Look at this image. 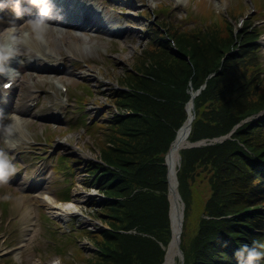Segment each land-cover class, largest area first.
Returning a JSON list of instances; mask_svg holds the SVG:
<instances>
[{
	"label": "trees",
	"instance_id": "trees-1",
	"mask_svg": "<svg viewBox=\"0 0 264 264\" xmlns=\"http://www.w3.org/2000/svg\"><path fill=\"white\" fill-rule=\"evenodd\" d=\"M198 6L199 16L185 17L192 26L173 21L166 5L161 17L140 13L149 19L142 46L107 97L116 113L90 131L100 149L98 161L85 162V187L102 198L88 205L107 228L71 232L92 246L89 257L76 250L85 264L163 263L171 240L164 157L187 118L190 91L205 85L194 98L190 142L225 136L264 110V17L247 18L244 8L222 17L206 2ZM59 160L69 171L68 162H78ZM176 177L182 264H237L240 245L264 240V114L222 143L182 150Z\"/></svg>",
	"mask_w": 264,
	"mask_h": 264
},
{
	"label": "rangeland",
	"instance_id": "rangeland-1",
	"mask_svg": "<svg viewBox=\"0 0 264 264\" xmlns=\"http://www.w3.org/2000/svg\"><path fill=\"white\" fill-rule=\"evenodd\" d=\"M84 2L93 5V8L90 7L92 11L100 8V12L106 13L101 17L104 19L105 16H109V28L116 27V30L124 31L121 32L124 36L120 33L86 31L87 28L83 27H81L83 32H80L74 30L75 28L58 26V29L68 30L73 41L77 38L74 34L81 37L76 43L68 46L70 52H67V43L63 42L60 34L50 36L48 33L41 36L50 39L52 51L65 58L66 67L63 72L52 68L37 70L42 65L35 57L33 58L34 52L44 53V45L35 40L33 42L37 43L36 49L31 43L24 47L20 41L21 36L26 35L29 42L36 38L32 34L34 24L28 19L17 26L20 32L15 38L21 46L20 61L26 64L29 60L31 65L21 69V85L10 100L19 103L16 107L21 110L19 116L22 121L21 125L12 126L13 134L8 139L11 143L19 144V151L10 155L12 162L17 161L19 164L15 166V171L9 175L8 180L0 184V204L2 201L9 202L5 211H2L0 206V264H68L67 262L85 264L75 258L76 250L81 249L85 257L92 255V246L88 238L81 236L78 239L71 233L75 230L72 229L73 226L76 229L107 228L91 216L95 209L88 210L85 207L86 202L93 203L94 198L99 196L95 189L91 191L84 189L87 179L84 173L85 162L96 160L100 149L97 140L90 136L89 129L95 122L110 118L109 111L113 108L108 102L109 92L115 88L116 79L122 71L132 65L133 57L143 43L142 32L149 19L142 17L141 12L149 14L148 16L153 14L161 17L159 10L166 5L173 21L184 23L183 26H192L191 20L185 21V17L190 13L199 16L198 4L206 2L214 13L220 16H227L228 12L243 7L247 18L264 17L261 14L264 0H84ZM257 5L261 6L260 10L257 9ZM11 8L5 7L0 11V16L3 17L0 21V37L3 39L6 37L7 28L13 29L16 26ZM8 18L14 21L9 22V25L12 24L10 27L3 25ZM244 20H246L244 16L238 19L239 22ZM66 22L72 23L73 19ZM29 23L31 25H28ZM91 23L90 19L87 24ZM75 24L83 25L77 22ZM4 26L7 28L1 30ZM239 26L240 24L236 28ZM261 26L263 35L258 43L261 46L260 54L264 65V22ZM67 39L69 42V38ZM78 51H81L80 54ZM182 60L186 61L187 58ZM0 67L7 68L1 62ZM59 85L67 86V93H62L58 89ZM30 89H37L39 92L37 95L40 96L34 108L29 107ZM65 100H68L66 106L63 105ZM123 112L128 114L126 111ZM263 114L264 110L235 127L256 120ZM60 115L65 116V119L60 121ZM6 122L7 120H4L3 124ZM17 127L19 129L15 131ZM2 133L4 130L0 128V148L7 151L6 134L4 136ZM58 156L78 161L72 165L74 168L72 173L64 168L67 164L57 161ZM57 164L63 168L59 169ZM39 182L42 184V190L32 191ZM67 188L68 198L72 203L71 207L66 206V210L58 202L51 203V199H61L59 197H63ZM26 198L30 200L26 203L21 202ZM196 210L199 213L198 207Z\"/></svg>",
	"mask_w": 264,
	"mask_h": 264
},
{
	"label": "bare ground",
	"instance_id": "bare-ground-1",
	"mask_svg": "<svg viewBox=\"0 0 264 264\" xmlns=\"http://www.w3.org/2000/svg\"><path fill=\"white\" fill-rule=\"evenodd\" d=\"M68 1L77 2V0H65L64 2H68ZM23 9H24V7H23ZM33 9H35V8H33ZM99 9L100 8H97L96 12ZM0 11H3V10L0 9ZM99 12H100V10H99ZM31 13H33V12H31ZM233 14H235V13H233ZM217 15H219V14H217ZM37 16H38V12L36 13V16L30 15V17H28V19L32 20L33 18H35ZM101 16L103 17V15H101ZM66 17L69 18V19H73L72 23L69 22V23L66 24L67 26L64 25V23H61L60 21H58L59 19L52 21V19H56V18H54V17L52 18L51 14H50V16L48 18V22L46 23L47 26L39 27V25H33V30L34 31H33L32 34H34L36 36L35 40L39 41L41 43V45H42V43L45 44V42L46 43H51L50 39L47 40V39H42V37H39V35H41V31H43V34L50 33L49 34L50 36H52L54 34H60L61 37H62L63 42L67 43L66 44L67 45L66 46L67 52H70L71 50L68 48V46H70L73 42L76 43L77 40H79L81 37L78 34H74V37H77V38H76V40L73 41V38L71 37V34H69L70 32H68V30H61V29L57 28L60 25L63 26V27L66 26V27L73 28V29L75 28L74 30H77V31L81 30L78 27H83V28L99 27V28H97V29H99V30H97V32H99V33H101V32H103V33H109L110 32L112 34L120 33L121 36H124V33H121V32H124V31L116 30V27L114 29L113 28L110 29L109 27H107V28H105L103 30L102 28H100V26H98L96 24V20H93L91 24H87V22L90 19L97 17V14L91 15L89 13L87 14L84 11L79 13V10H78L75 14H71V15L66 16ZM102 17H100L99 20H101ZM108 17L109 16H105V18L102 19V21H103L102 23L109 24L110 21H109ZM222 17H225V16H222ZM28 19L26 21H28ZM95 19H97V18H95ZM9 22H14V21H13V19L8 18L3 25H6L7 27H10L12 24L9 25ZM75 22H77L78 24L80 23V25L81 24H83V25L77 26L75 24ZM15 23H16V26L13 29L12 28L8 29L6 26L2 27L3 29H1V30H4V29L7 28L8 31H6V33H7L6 37L4 39H2V41L0 42V47H3L4 45H8V46L11 47V50L14 49V54L11 56L12 67L9 70L4 71L5 73L7 71H12L13 72L14 70H18L19 67H20V64L18 62V58L16 57V54L18 53V51L20 49V44H19L18 40H14V38L12 39L13 36H18V34L20 32L18 30V28H17L18 22L16 21ZM28 25H31V23H29ZM28 25L25 26V30H27ZM72 36H73V34H72ZM67 38H69V42H68ZM21 39H22L21 42H23L22 45L24 47H28L30 45V43H31V46L36 49L37 43L33 42L35 40H32V41L29 42L27 36H21ZM80 52L81 51H78L79 54H80ZM37 53L38 52H36V54ZM20 54H21V51H20ZM27 64H30V63L27 62ZM53 64L57 65V61L55 63L53 62ZM40 67L41 68H39L37 70L44 69L43 66H40ZM14 75L15 74L12 73V75L9 74V75H7V77L10 79V81L13 82V86L14 87H16V86L19 87L21 85V79H17ZM43 80H45V79H43ZM60 82H62V80H60ZM14 87H11L6 92L7 93H13L14 89H15ZM65 87H67V86H65ZM1 90H3V92H5L4 89H1ZM190 92L195 93L194 91H190ZM29 98H30L29 99V103H30L32 101V99L34 98V96L31 95V96H29ZM190 98H191V93H190ZM19 100H21V99H19ZM189 101L186 104V108H185L186 113H187V118H186L185 122L183 123V125L180 127L181 129L180 130L178 129V131H177L178 133H176V136H175L176 139H174V141L171 143L170 148H169L168 152L166 153V154H168L167 157H166V161H167V164H168L169 170H170V183H171V186L175 185V181H174L175 180L174 179L175 175H174V173L176 171H178L177 165L179 164V161H180V152L183 149H185V148H189V146H190V141L188 140V137L190 135L191 125H192V122H193V120H192L193 110H192V103H189ZM13 103H14L13 101L12 102L9 101L8 104H7L10 118L6 119L7 120L6 124H8L10 122L12 124V126L17 125V124L21 125V121L22 120H21V118L19 116V114L21 113V110L18 107H12ZM1 118L2 117L0 116V125H3V121L1 120ZM17 129H19V127H17L15 129V131H17ZM2 135L5 136L4 133H2ZM5 137L7 138V140L10 138V137H7V136H5ZM13 145H14L16 150L19 149V144L18 143L13 144ZM175 174H177V172ZM36 190H42V184L41 185H37L36 186ZM28 200H30V198H26V199H24L21 202L26 203V202H28ZM42 200L44 202V199H42ZM55 202H57V201L52 198L51 199V203H55ZM19 203L20 202H16V204H19ZM71 203H72L71 200L70 201H64V202H58V204H61V206H63V208H65V209H66V206L67 207H71ZM171 203H172L171 211H172V228H173V233H174V242L171 244V246H166V247L163 246V249L165 250L166 256H165V260H164V262L162 264H180L181 261L183 263V259H184L183 255H182V257H180V254H182V252L179 253V250L176 249V244H175V239H176L177 234H178V228H177L178 227V221H177L178 220V215H179V211L180 210H181V212L184 211V207H183V204L181 203V201L179 200L178 196H174L173 195L171 197ZM84 220H86V219H84Z\"/></svg>",
	"mask_w": 264,
	"mask_h": 264
},
{
	"label": "clouds",
	"instance_id": "clouds-1",
	"mask_svg": "<svg viewBox=\"0 0 264 264\" xmlns=\"http://www.w3.org/2000/svg\"><path fill=\"white\" fill-rule=\"evenodd\" d=\"M22 2L23 0H13L12 8L17 16H23L24 9ZM28 3L38 10V16L31 20L34 25H45L48 22L50 14L56 11L53 0H28ZM4 7H7V5L3 3V0H0V9ZM57 15L62 18L58 11ZM2 20L3 17L0 16V21ZM13 54L14 49L10 51L8 45L0 47V61L9 60ZM4 71H6V68L0 67V72ZM0 128H3L4 134L7 137L12 136L13 128L10 122L0 125ZM5 142L8 143L9 147H12V143L9 140L6 139ZM14 171L15 166L10 157V153L0 148V180H6ZM235 256L237 258V264H259L264 259V240L256 239L252 243H243L237 248Z\"/></svg>",
	"mask_w": 264,
	"mask_h": 264
},
{
	"label": "water",
	"instance_id": "water-1",
	"mask_svg": "<svg viewBox=\"0 0 264 264\" xmlns=\"http://www.w3.org/2000/svg\"><path fill=\"white\" fill-rule=\"evenodd\" d=\"M180 58L181 59H185V57H180ZM211 76L212 75H210L208 78H210ZM204 87H205V85H203L195 93L190 92L191 93V98H190L189 103H192V110H193L192 120H194V98H195V96H197L200 93V91L202 89H204ZM236 127H234V129L228 135H225V136H222V137H219V138H216V139H212L209 142H208V140H202V141H199V142L190 143L189 148L199 147V146H203V145H212V144H215V143H222L223 141H225V140H227V139L230 138L231 134L234 132V130L236 129ZM175 139H176V137H175ZM167 155L168 154H166V156H165V159H164L165 162H164V164H165V166L167 168V175H166V177H167L168 199H169V203H170V207H169V220H170V228H171V233H172L171 234V240H170V242L168 243L167 246H171V244L174 242V233H173V228H172V211H171L172 203H171V197L173 195L174 196H178V198L180 200V196L178 195V191H177L178 182H177V177H176V174H175L177 171L174 173V175H175V177H174V179H175L174 180L175 181V185L171 186V183H170V170H169V166H168L167 161H166ZM177 221H178V227H177L178 228V234H177V237L175 239V244H176V249L179 250V253H181V250H180V235H181L182 226H183V211L181 212V210L179 211V215H178V220ZM165 256H166V254H165ZM165 256H164V260H165ZM180 257H182V254H180ZM180 264H182V261H181Z\"/></svg>",
	"mask_w": 264,
	"mask_h": 264
},
{
	"label": "snow or ice",
	"instance_id": "snow-or-ice-1",
	"mask_svg": "<svg viewBox=\"0 0 264 264\" xmlns=\"http://www.w3.org/2000/svg\"><path fill=\"white\" fill-rule=\"evenodd\" d=\"M11 87L10 83H0V89L9 88Z\"/></svg>",
	"mask_w": 264,
	"mask_h": 264
}]
</instances>
